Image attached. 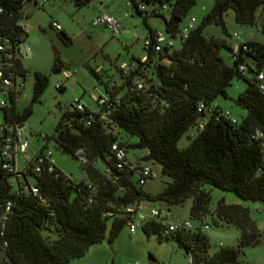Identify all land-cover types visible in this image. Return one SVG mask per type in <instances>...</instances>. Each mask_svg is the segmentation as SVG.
<instances>
[{
	"label": "trees",
	"instance_id": "16d2710c",
	"mask_svg": "<svg viewBox=\"0 0 264 264\" xmlns=\"http://www.w3.org/2000/svg\"><path fill=\"white\" fill-rule=\"evenodd\" d=\"M2 2L0 4L7 10L16 11L14 5ZM129 2L143 21L146 14L160 15L161 9L156 10V7L165 4L163 9L168 15L162 16L163 29L173 36L194 0ZM137 3L146 7L137 9ZM227 9L232 10L236 23L255 27L264 36V0H212L208 10L187 30L185 37L177 41V45L162 46L156 51L145 50L143 61L132 57L138 61L137 65L126 74L121 72L118 64L115 65L119 82L108 78L101 81L98 70L92 69L103 84L102 92L108 106L98 105L97 110L91 111L87 107L83 110L62 109L58 105L61 113L50 137L56 148L73 158H76V149L82 150L84 177L73 184L57 166L53 171L41 169L38 172L27 167L21 177L24 182L26 175L33 177L32 185L44 201H39L36 194L27 190L8 193L5 181L0 179V198H11L0 238V264L14 261L66 264L83 254L89 244L105 236L107 240L114 238L125 224L124 207L139 205L140 201H156L155 206L167 208L189 198L188 216L200 220L208 212L210 198L203 183L231 190L242 199L264 201L263 151L259 140L250 136L257 128L264 137V92L258 88L259 81L264 84V40L251 37L238 43L232 58V47L223 38L204 36L202 28L206 24L223 25L222 15ZM152 31L147 26L145 36ZM59 33L65 36L63 32ZM221 48H227L229 62L220 53ZM239 64L243 65L242 71L238 70ZM246 72L249 75L246 76ZM259 72L261 79L256 77ZM233 77L245 81L234 99L244 109L239 120L214 119L206 109L197 110L200 103L203 107H220L211 101L216 96H226V87ZM135 78L142 83L139 89L134 87ZM46 83L44 73L33 72L31 100L40 95ZM56 87L60 88V85ZM153 94L163 97L165 104L154 101ZM7 110L15 122H21L30 111L27 106L18 113L12 101ZM88 113L92 116L87 117ZM100 113L103 117H99ZM198 122L202 123L200 128ZM190 125H195V133L185 146L178 148V137ZM106 127L110 131H106ZM43 137L48 139L46 135ZM113 141L124 148L127 162L147 164V161H155L160 165V173L170 180L153 193L144 191L130 169L114 166L110 149ZM128 148L146 152L141 161L131 162L126 154ZM96 159L104 163L103 170L94 165ZM87 182L95 188L90 200H87ZM210 212L238 230L234 246L220 244L208 251V238L201 228L207 223L163 235L160 223L154 219L144 221L139 228L145 234L153 232L159 237L174 238L190 257V264H240L239 247L259 240L258 230L247 209L219 199ZM1 239L6 242L4 247Z\"/></svg>",
	"mask_w": 264,
	"mask_h": 264
},
{
	"label": "rangeland",
	"instance_id": "374dc122",
	"mask_svg": "<svg viewBox=\"0 0 264 264\" xmlns=\"http://www.w3.org/2000/svg\"><path fill=\"white\" fill-rule=\"evenodd\" d=\"M129 0H87L75 3L74 0H43L41 6H24L26 16L23 21L27 23L25 42L30 48V53L21 59L22 66L27 73L23 86L15 101V110L20 113L29 106V113L21 121V127L27 135L28 150L32 147L49 149L51 158L62 173L78 179L84 176L83 164L70 154L61 152L53 144L50 135L61 109L58 103L78 98L90 110H97L98 105L91 98V94L103 91V84L92 72L96 66L99 78L111 79L119 82L118 72L115 68L122 60H129L131 56L140 57L145 53L142 40L147 34V26L152 30L164 31L163 17L168 12L161 9L160 15L146 14L145 21L129 3ZM138 1V0H137ZM212 0H194L186 14L180 19L179 26L183 25L189 16H193L194 23L208 10ZM118 10L120 18V31L113 34L103 24H92V17L99 7ZM56 21L60 29L51 27V21ZM223 25L209 23L202 28L204 36H217L233 47L245 39L247 32L251 37L264 40L258 29L247 25L238 24L233 20L232 10L227 9L222 15ZM63 32L68 41L59 38ZM232 32L240 33L233 36ZM174 46L177 40H174ZM227 48H221L220 53L226 62ZM55 66V68H54ZM39 71L46 75L47 83L40 95L31 100L33 72ZM63 71H69L64 76ZM246 76L249 72L245 73ZM60 81V88L56 83ZM245 81L241 77H233L226 87V96H216L211 104L228 109L230 114L239 120L244 114V109L235 103L236 94L243 89ZM31 101V102H30ZM196 131L195 125H190L177 139L178 148L187 144L189 138ZM48 136L45 139L43 136ZM141 150L127 149V158L133 162ZM155 175L148 178L141 188L151 193L159 190L169 181V177L160 173V165L155 161L146 162ZM99 169H104L100 159L94 161ZM20 167V164H18ZM22 181V178H20ZM33 177L26 175L28 185L33 184ZM15 184V180L13 179ZM202 187L209 191L208 212L200 220L188 216L190 199L186 198L181 203L169 205L167 208L172 219H188L193 226L207 223L208 227L203 233L208 238V251L216 249L221 242L222 246H234L238 230L232 224H226L211 213L217 203L222 199L224 203L238 204L247 209L249 218L254 223L259 233V240L252 245L239 247L240 264H264V201L242 199L231 190H224L203 183ZM155 206L156 201H140L139 207ZM216 222L214 223L212 220ZM105 235H107V230ZM152 257V259H148ZM189 264L188 256L179 243L172 238L159 237L156 233L145 234L139 227L130 233L124 224L117 235L111 240L106 236L101 240L88 245L83 254L73 257L66 264Z\"/></svg>",
	"mask_w": 264,
	"mask_h": 264
},
{
	"label": "built area",
	"instance_id": "2783aa9c",
	"mask_svg": "<svg viewBox=\"0 0 264 264\" xmlns=\"http://www.w3.org/2000/svg\"><path fill=\"white\" fill-rule=\"evenodd\" d=\"M6 4H11L16 7V11L12 12L7 10L2 4H0V179L5 181L7 185L8 193L18 194L22 191H29L32 194H36L39 201H44V198L37 194V188L33 185H28L22 178V173L26 168H30L34 172H38L41 169L46 171H53L56 167L53 159L51 158V152L44 147L35 148L32 147L28 150L27 135L21 127V122H15L11 120L7 107L12 101L13 104L18 98L20 90L23 86V80L27 73L26 69L22 66L21 59L30 53V48L25 42L27 23L22 19L26 16L24 12L25 4L29 3L31 6H41L43 0H0ZM2 2V3H3ZM130 2L128 1V4ZM146 6L143 3H137V9H144ZM165 8V4H161L156 7V10ZM195 19L193 16L187 17L185 23L181 25L171 36L165 31L153 30L150 35L145 36L142 40V45L145 50L156 51L162 46H171L174 40H181L185 37L187 30L194 24ZM92 24H103L109 28L113 34H117L120 31V18L114 13L99 7L97 13L92 17ZM51 27L54 29H60L59 24L56 21H51ZM240 33L232 32L233 36H238ZM247 37L238 43L244 42L246 39L251 38V33H246ZM234 45L230 50V55L234 58L237 52V45ZM244 48V45H241ZM145 55L142 54L139 57V61H143ZM137 60L130 58L129 60H123L118 63V66L123 74L128 73L137 65ZM238 70H243V65H238ZM64 76H68L69 71H63ZM261 79L262 74L259 72L256 75ZM113 82H110V85ZM60 85V81L56 83V86ZM134 87L139 89L142 87L141 81L137 78L134 79ZM258 88L261 92H264V84L259 81ZM91 98L97 105H107V98L103 92L95 95L91 94ZM152 98L158 104H165V99L158 94H153ZM62 109H77L83 110L86 106L78 99L72 98L71 100L58 103ZM89 109V108H88ZM206 109L208 114H212L214 119L225 118L229 121H235V118L230 114L228 109L221 107H203L202 103L199 104L197 110ZM90 110V109H89ZM92 111V110H91ZM92 114L88 113L87 117H91ZM99 117H103L100 113ZM88 121V120H87ZM202 126L201 122L197 123V127ZM106 131H110L106 127ZM250 136L258 139L264 156V137L262 132L255 128ZM110 149L114 156V166L121 169H130L133 172L136 183L143 184L144 181L155 175L154 171L144 163H129L125 158V150L122 146H119L115 141L111 142ZM76 158L80 162L85 161V156L81 149L74 151ZM20 164V167H18ZM57 174V173H55ZM71 183L76 184L77 179L69 177L62 173ZM15 180V184L13 183ZM87 200H90L91 194L95 191L94 186L91 183H86ZM11 206V198H0V238L3 235L5 228V221ZM125 225L130 233H133L144 221L154 219L161 225L160 233L166 234L167 232L174 231L176 229H192L193 226L188 219L174 220L170 218L168 208L165 206H152L147 209H142L139 205L128 204L124 207ZM202 229H206L207 225L202 224ZM220 245L221 242L218 241ZM1 245H6L5 240L1 239ZM190 264L191 259L188 257ZM11 264H21L19 261H14ZM136 264V263H134Z\"/></svg>",
	"mask_w": 264,
	"mask_h": 264
},
{
	"label": "crops",
	"instance_id": "0c3cea01",
	"mask_svg": "<svg viewBox=\"0 0 264 264\" xmlns=\"http://www.w3.org/2000/svg\"><path fill=\"white\" fill-rule=\"evenodd\" d=\"M106 9H107L108 11L114 13L115 15H117V11H118L117 9H116V10H115V9L112 10V8H110V7H109V8H106ZM117 16H118V15H117ZM118 17H119V16H118ZM132 57H134V56H131L130 58H132ZM122 61H123V60H122ZM101 69H103V68H102V67H99V66H96V67L94 68V70H98V71L101 70ZM145 152H146V151H145L144 149L141 150V151L135 156L134 161H136V160H140V161H141V156L144 155ZM82 177H84V176H82ZM82 177H80V178H82ZM143 190H144V189H143ZM144 191H147V190H144ZM147 192H149V191H147ZM149 207H151V206H149V205L146 206V205H145V206L142 207V209L145 210V209H147V208H149Z\"/></svg>",
	"mask_w": 264,
	"mask_h": 264
},
{
	"label": "water",
	"instance_id": "95a60500",
	"mask_svg": "<svg viewBox=\"0 0 264 264\" xmlns=\"http://www.w3.org/2000/svg\"><path fill=\"white\" fill-rule=\"evenodd\" d=\"M82 1H86V0H82ZM59 35L63 38V39H66V36H64L62 33H59ZM31 102V101H30ZM148 259H152V257H149Z\"/></svg>",
	"mask_w": 264,
	"mask_h": 264
},
{
	"label": "flooded vegetation",
	"instance_id": "af4514ba",
	"mask_svg": "<svg viewBox=\"0 0 264 264\" xmlns=\"http://www.w3.org/2000/svg\"><path fill=\"white\" fill-rule=\"evenodd\" d=\"M59 38L62 39V40H64V42H65V40H66V39H63L60 35H59Z\"/></svg>",
	"mask_w": 264,
	"mask_h": 264
}]
</instances>
